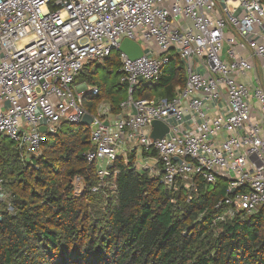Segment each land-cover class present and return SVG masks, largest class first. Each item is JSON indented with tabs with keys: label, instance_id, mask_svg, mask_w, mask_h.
Returning a JSON list of instances; mask_svg holds the SVG:
<instances>
[{
	"label": "built area",
	"instance_id": "obj_1",
	"mask_svg": "<svg viewBox=\"0 0 264 264\" xmlns=\"http://www.w3.org/2000/svg\"><path fill=\"white\" fill-rule=\"evenodd\" d=\"M124 39L138 42L143 56L121 52ZM171 49L184 63L185 87L173 98L136 99L140 82L160 78ZM115 51L130 95L120 118L108 103L93 115L95 149L87 158L101 179L93 190L127 147L140 146L155 151L156 165L144 169L168 188L181 178L194 190L198 176L209 183L226 178L214 224L264 206L260 0H0V139L14 140L28 159L41 153L46 133H57L63 122L82 123L89 113L84 94L99 88L78 87L76 79L87 63ZM155 120L168 126L162 138L152 137ZM5 184L0 174L1 200L9 197Z\"/></svg>",
	"mask_w": 264,
	"mask_h": 264
},
{
	"label": "trees",
	"instance_id": "obj_2",
	"mask_svg": "<svg viewBox=\"0 0 264 264\" xmlns=\"http://www.w3.org/2000/svg\"><path fill=\"white\" fill-rule=\"evenodd\" d=\"M96 63H87L76 79L99 88L84 94L85 107L97 115L108 103L117 116L128 96L94 78ZM101 63L120 73L118 51ZM186 81L184 63L171 49L160 78L140 82L133 96L173 98ZM91 136V125L63 122L28 159L14 140L0 139V174L9 195L0 199V264H264V206L214 224L226 178L209 183L198 176L196 190L181 178L168 188L160 176L137 169L134 149L108 167L94 191L101 179L98 164L87 158L95 149ZM155 154L144 151L143 157Z\"/></svg>",
	"mask_w": 264,
	"mask_h": 264
},
{
	"label": "rangeland",
	"instance_id": "obj_3",
	"mask_svg": "<svg viewBox=\"0 0 264 264\" xmlns=\"http://www.w3.org/2000/svg\"><path fill=\"white\" fill-rule=\"evenodd\" d=\"M99 65V66H98ZM97 66V67H96ZM92 72H94V78L99 79L106 87L107 89L115 88L118 90H121L122 93L126 94L127 96L130 95V90L127 85L122 84V77L121 74L118 72L117 67H113L112 69L106 68L104 63L98 64L96 63L94 67H92ZM76 85L78 87H85L86 85H91L87 83L86 81H81L78 80L76 82ZM94 86V85H91ZM136 96V94H134ZM132 148L136 151L135 155V161H136V166L138 170H142L146 168V166H154L156 165V158L154 155H150V158L143 157V149L140 146H135ZM132 148L127 147V150L124 153H121L120 156H123L126 160L130 156V151H132ZM190 182V180H189Z\"/></svg>",
	"mask_w": 264,
	"mask_h": 264
},
{
	"label": "water",
	"instance_id": "obj_4",
	"mask_svg": "<svg viewBox=\"0 0 264 264\" xmlns=\"http://www.w3.org/2000/svg\"><path fill=\"white\" fill-rule=\"evenodd\" d=\"M120 51L127 54V56L131 59H136L138 57L143 56L144 54V50L142 48V46L136 42L133 41L131 39H124L123 42L120 45ZM142 80V79H140ZM121 115H118V117L120 118ZM93 122V115L91 113H87L83 120L82 123L86 124V125H91V123ZM107 124V122H106ZM40 130L42 132H46V127L43 126L40 128ZM168 132V126L160 121V120H155L153 122V130H152V137L154 138H162L166 133ZM236 189H233V192H235Z\"/></svg>",
	"mask_w": 264,
	"mask_h": 264
},
{
	"label": "crops",
	"instance_id": "obj_5",
	"mask_svg": "<svg viewBox=\"0 0 264 264\" xmlns=\"http://www.w3.org/2000/svg\"><path fill=\"white\" fill-rule=\"evenodd\" d=\"M117 120V117H115V115H114V117L113 116H110V117H108V120L107 121H109L111 124L114 122V121H116ZM124 141H126V140H124ZM128 141V140H127ZM143 154V153H142ZM146 158H147V156H146Z\"/></svg>",
	"mask_w": 264,
	"mask_h": 264
}]
</instances>
